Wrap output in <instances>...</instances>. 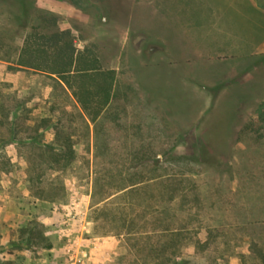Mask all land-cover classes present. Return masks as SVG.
<instances>
[{
  "label": "rangeland",
  "instance_id": "374dc122",
  "mask_svg": "<svg viewBox=\"0 0 264 264\" xmlns=\"http://www.w3.org/2000/svg\"><path fill=\"white\" fill-rule=\"evenodd\" d=\"M29 35L115 70L96 124L55 76L17 65ZM44 118L72 159L31 141ZM170 257L264 264V0H0V264Z\"/></svg>",
  "mask_w": 264,
  "mask_h": 264
},
{
  "label": "trees",
  "instance_id": "16d2710c",
  "mask_svg": "<svg viewBox=\"0 0 264 264\" xmlns=\"http://www.w3.org/2000/svg\"><path fill=\"white\" fill-rule=\"evenodd\" d=\"M42 39L45 40L44 44H37L33 35L26 38L17 65L45 72L50 77L55 76L53 78L56 80L57 86L64 92L65 99L70 101L79 112L78 115L86 128H89V121L96 124L114 97L115 70L104 68L94 51L89 48L79 51L73 42L68 39L65 41L59 35H51ZM62 124L61 120L53 121L51 118H44L38 125L36 135L31 139V141L44 144L49 150L54 151L58 162L61 161L60 159H72L75 156V150L70 143L71 135L62 130ZM40 129L41 132H39ZM51 129L55 130L56 144L53 141L52 143L44 141L45 133ZM189 161L195 165L198 164V161L193 157H189ZM158 163L159 161H154L151 166L157 167ZM145 164H149V160L142 159L139 166ZM158 180L151 178L147 181L139 180L128 185L123 184L118 192H140L149 186L152 187ZM162 232L166 234L169 232L175 237L182 235L177 229L171 232L166 229ZM168 236L170 237V235ZM170 245L167 243L166 246L160 247L158 250L155 249L159 255L156 260H159L161 254L171 248ZM161 264L191 263L188 259L178 260L170 257L167 259V263L161 262Z\"/></svg>",
  "mask_w": 264,
  "mask_h": 264
},
{
  "label": "crops",
  "instance_id": "0c3cea01",
  "mask_svg": "<svg viewBox=\"0 0 264 264\" xmlns=\"http://www.w3.org/2000/svg\"><path fill=\"white\" fill-rule=\"evenodd\" d=\"M76 102V101H75Z\"/></svg>",
  "mask_w": 264,
  "mask_h": 264
}]
</instances>
